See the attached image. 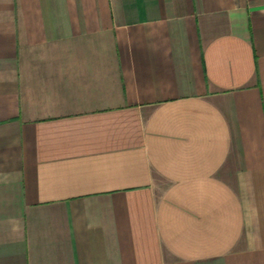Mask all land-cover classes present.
Returning <instances> with one entry per match:
<instances>
[{
	"label": "crops",
	"instance_id": "obj_1",
	"mask_svg": "<svg viewBox=\"0 0 264 264\" xmlns=\"http://www.w3.org/2000/svg\"><path fill=\"white\" fill-rule=\"evenodd\" d=\"M0 264H264V0H0Z\"/></svg>",
	"mask_w": 264,
	"mask_h": 264
}]
</instances>
